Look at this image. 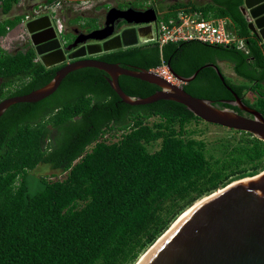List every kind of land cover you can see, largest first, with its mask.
Instances as JSON below:
<instances>
[{
  "label": "trees",
  "instance_id": "16d2710c",
  "mask_svg": "<svg viewBox=\"0 0 264 264\" xmlns=\"http://www.w3.org/2000/svg\"><path fill=\"white\" fill-rule=\"evenodd\" d=\"M19 2L0 0L5 16L0 37L25 19L24 14L7 16ZM241 4L188 0L158 9L166 8L168 15L190 8L204 18L227 17L244 38L246 52L190 40L161 47L139 43L93 57L129 68L165 63L183 77L208 63L222 72L219 62H226L239 80L224 76L225 84L264 116V41L248 29ZM84 20L83 29L100 26L96 18ZM62 65L45 67L28 41L14 52L0 45V100L43 86ZM118 83L133 97L159 89L126 75ZM225 84L205 67L182 85L193 96L243 113L221 101L233 99ZM199 124L210 123L175 101L122 102L107 74L93 67L69 72L40 101L10 105L0 116V264H135L195 202L264 169L263 141L226 128L230 137L208 142L199 136ZM41 164L65 177L35 175Z\"/></svg>",
  "mask_w": 264,
  "mask_h": 264
},
{
  "label": "water",
  "instance_id": "95a60500",
  "mask_svg": "<svg viewBox=\"0 0 264 264\" xmlns=\"http://www.w3.org/2000/svg\"><path fill=\"white\" fill-rule=\"evenodd\" d=\"M239 9L248 29L264 40V0H242ZM155 19L156 10L152 5L142 9L111 6L104 14L101 26L75 33L76 37L70 43H67V34H57L47 14L23 23L29 36L28 42L42 64L45 67L63 65L43 86L1 99L0 116L12 104L32 103L48 97L69 72L93 67L107 74L112 90L128 105L175 101L204 122L244 131L264 142V116L246 105L225 84L224 74L216 64H204L189 77L175 74L168 65L181 82L174 84L151 69L123 67L93 57L150 41V22ZM121 22L128 26L121 25ZM205 67H212L227 89L232 91V100L221 101L243 113L219 107L212 100L193 96L184 90L182 84L193 80ZM120 75L155 84L159 89L146 97L130 96L119 86ZM141 256L135 264H264V169L253 176L234 180L195 202Z\"/></svg>",
  "mask_w": 264,
  "mask_h": 264
},
{
  "label": "rangeland",
  "instance_id": "374dc122",
  "mask_svg": "<svg viewBox=\"0 0 264 264\" xmlns=\"http://www.w3.org/2000/svg\"><path fill=\"white\" fill-rule=\"evenodd\" d=\"M127 1H132L135 8H145L153 2V5L156 8L164 6L166 4L182 1L186 2L188 0H55L50 3L47 0H20L16 4L8 17H13L14 15L24 14L30 15L36 10L37 16L47 14L51 17L52 22H55L58 19L62 25L68 26L69 28L78 27L80 23H84V18L93 17L98 20V23H101L104 18V14L108 7L118 6L119 8L128 7ZM192 2L204 3L207 0H190ZM5 16L0 14V19ZM78 17L82 18L81 20L75 23V19ZM88 28H86L87 30ZM12 33H7L4 37H0V45L9 52H14L16 50L22 49L25 43L28 41V33L21 22L15 28H13ZM67 39H71V34L67 33ZM219 65L222 69L224 76L227 78L238 81L239 78L236 77L230 65L226 62H219ZM249 98L252 96L249 94ZM154 119H150L149 122H152ZM199 136L207 140L208 142H215L221 137H230L232 133L228 132L226 128L221 127L215 124H199ZM114 140V139H113ZM157 148L155 145L153 149ZM33 173L35 175L46 176L51 180L62 179L65 177V173L59 172L57 170H52L49 166L45 164L39 165Z\"/></svg>",
  "mask_w": 264,
  "mask_h": 264
},
{
  "label": "built area",
  "instance_id": "2783aa9c",
  "mask_svg": "<svg viewBox=\"0 0 264 264\" xmlns=\"http://www.w3.org/2000/svg\"><path fill=\"white\" fill-rule=\"evenodd\" d=\"M155 10L156 19L150 22L152 39L148 42L157 43L159 47L167 42L196 40L209 44L233 45L247 51L244 38L231 28L232 23L227 17L204 18L200 12L190 8L175 9L173 15H168L169 10L166 8ZM33 17H37L36 10L25 15L22 22L25 23ZM53 25L57 34H60L62 23L56 19ZM151 70L171 83H181L165 63Z\"/></svg>",
  "mask_w": 264,
  "mask_h": 264
},
{
  "label": "flooded vegetation",
  "instance_id": "af4514ba",
  "mask_svg": "<svg viewBox=\"0 0 264 264\" xmlns=\"http://www.w3.org/2000/svg\"><path fill=\"white\" fill-rule=\"evenodd\" d=\"M154 7V6H153ZM33 18H35V17H33ZM33 18H31V19H33ZM30 19V20H31ZM51 20V19H50ZM103 20H104V18H103ZM51 23L53 24V22H52V20H51ZM102 23H103V21L100 23V26L102 25ZM121 25H123V26H128V25H126L125 23H122L121 22ZM87 31H90V30H86V29H83V28H81L80 26H78V27H72V28H69L68 26H64L63 25V28H62V32L61 33H65V34H67V33H70L72 36H71V39L67 42V43H70V42H72L73 41V39L76 37V35H75V33H77V32H87ZM60 33V34H61ZM59 34V35H60ZM67 43H65V44H67ZM64 44V45H65ZM74 49V48H73ZM72 49V50H73ZM72 50H70V51H68V52H66V54H68L69 52H71Z\"/></svg>",
  "mask_w": 264,
  "mask_h": 264
},
{
  "label": "crops",
  "instance_id": "0c3cea01",
  "mask_svg": "<svg viewBox=\"0 0 264 264\" xmlns=\"http://www.w3.org/2000/svg\"><path fill=\"white\" fill-rule=\"evenodd\" d=\"M75 23H76V22H75ZM11 30H12V29H11ZM11 30L9 31L10 33H12V31H11ZM9 32H8V33H9Z\"/></svg>",
  "mask_w": 264,
  "mask_h": 264
},
{
  "label": "bare ground",
  "instance_id": "6f19581e",
  "mask_svg": "<svg viewBox=\"0 0 264 264\" xmlns=\"http://www.w3.org/2000/svg\"><path fill=\"white\" fill-rule=\"evenodd\" d=\"M215 17V16H214ZM59 35V34H58ZM262 41H264V40H262ZM223 73V72H222ZM181 214V213H180ZM144 253V252H143ZM142 257V256H141Z\"/></svg>",
  "mask_w": 264,
  "mask_h": 264
},
{
  "label": "clouds",
  "instance_id": "9594fccd",
  "mask_svg": "<svg viewBox=\"0 0 264 264\" xmlns=\"http://www.w3.org/2000/svg\"><path fill=\"white\" fill-rule=\"evenodd\" d=\"M23 23V22H22Z\"/></svg>",
  "mask_w": 264,
  "mask_h": 264
}]
</instances>
